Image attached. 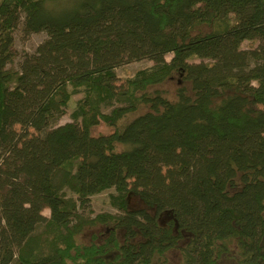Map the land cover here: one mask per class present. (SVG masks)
<instances>
[{
	"label": "trees",
	"instance_id": "1",
	"mask_svg": "<svg viewBox=\"0 0 264 264\" xmlns=\"http://www.w3.org/2000/svg\"><path fill=\"white\" fill-rule=\"evenodd\" d=\"M16 32L45 38L14 69ZM174 74V101L149 91ZM109 189L118 213L85 217ZM232 245L264 264V0H0V264H218Z\"/></svg>",
	"mask_w": 264,
	"mask_h": 264
},
{
	"label": "rangeland",
	"instance_id": "2",
	"mask_svg": "<svg viewBox=\"0 0 264 264\" xmlns=\"http://www.w3.org/2000/svg\"><path fill=\"white\" fill-rule=\"evenodd\" d=\"M45 38L44 33H37L30 35L27 39H23L19 32H16L15 34V41L13 46V52L15 55L14 61L9 64V68L16 69L17 62L19 61L20 56L23 53H32L37 45L42 42V40ZM257 42L255 40H245L241 43L242 48H251L256 46ZM167 60L170 59V56L166 57ZM152 65V61L143 59L140 61H132L129 63H125L115 69V73L117 76L116 83L118 85L125 83L127 79L132 77L134 73L142 68H146ZM178 76L176 74L172 75L171 78L167 79L161 84L152 86L149 88V91L158 90L164 93V95L171 101H174L175 96V90L177 86L179 85ZM81 97L80 94L73 95L71 97V100L69 101L67 107L65 108V112L62 116L59 117V119L56 122V125H61L66 122H70L71 119V112L73 111L75 107V102L77 99ZM109 107H103L102 112L107 114L110 112ZM147 110L146 107H141L136 113H130L125 118H123L118 126H122L125 124L128 120H130L133 116H135L138 113L145 112ZM114 130V127L107 125L104 122H100L98 125L91 128V134L92 135H105L109 134ZM66 195L75 197L69 190H66ZM115 193L114 189L105 190L99 194L93 195L90 198V212H84L85 217H93L96 214L101 213H110V214H116L118 211L113 207L112 202L110 201V195ZM128 206L130 208H138L143 207V203L139 200L138 197L134 195H129L128 197ZM42 214L45 216L49 215L48 209H43ZM160 222L162 224L172 220V216L170 213H164L160 215L159 218ZM108 228L109 226L106 224L97 223L95 225H88L85 226L79 234L76 235V242L81 245H88L91 242L100 244L104 241L108 234ZM118 240H121V232L119 231L117 233ZM230 253L228 255H223L219 261L218 264H239L238 261V254H237V248L235 246L230 247ZM168 260L173 264H181V255L178 250H171L167 253Z\"/></svg>",
	"mask_w": 264,
	"mask_h": 264
}]
</instances>
